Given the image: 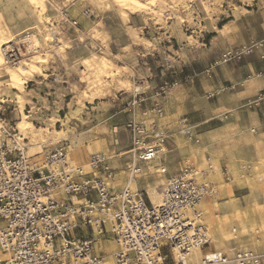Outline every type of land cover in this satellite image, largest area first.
Instances as JSON below:
<instances>
[{"label":"rangeland","instance_id":"obj_1","mask_svg":"<svg viewBox=\"0 0 264 264\" xmlns=\"http://www.w3.org/2000/svg\"><path fill=\"white\" fill-rule=\"evenodd\" d=\"M137 1L0 0V137L8 140L1 131L9 129L28 156L65 147L71 165L85 166L92 155L127 151V124L145 121L143 112L158 101L165 115L153 119L157 125L169 136L181 127L180 154L166 151L164 164L172 173L188 166L204 172L199 182L215 190L202 206L212 244L195 252V260L215 251H264V129L251 131L258 122L264 128V115L243 107L251 93L264 91L258 90L264 70L247 74L249 82L236 91L224 75L228 67H248L249 56L222 61L228 50L264 39V0ZM64 12L79 22L77 29ZM7 47L16 50L20 64L5 63ZM22 68L32 73L20 91L9 75ZM137 92L145 101L133 110ZM127 161L123 155L112 160L116 190L126 183ZM157 164L143 165L135 183L153 205L161 203L166 183ZM97 251L104 264H112V242H101Z\"/></svg>","mask_w":264,"mask_h":264},{"label":"built area","instance_id":"obj_2","mask_svg":"<svg viewBox=\"0 0 264 264\" xmlns=\"http://www.w3.org/2000/svg\"><path fill=\"white\" fill-rule=\"evenodd\" d=\"M91 15L84 12V17ZM62 17L78 28L68 12ZM254 54L264 61V39L228 50L222 61L229 64ZM20 62L16 50L7 47L5 63ZM259 77L264 78V71ZM139 96L134 95L133 110L145 101ZM243 107L264 115V92ZM142 115L147 124L131 120L126 126L131 137L127 151L92 155L85 166L71 165L65 147L28 156L21 139L2 126L1 135L8 140L0 137V264H104L103 252L97 251L103 241L116 247L112 264H264V251L252 249L204 253L195 260L196 251L212 244L202 206L215 190L199 182L205 173L194 167L169 174L162 164L168 135L153 120L163 117L165 109L156 101ZM187 130L193 140L194 128ZM122 155L128 159L127 178L123 189L116 190L112 160ZM154 162L158 174L168 175L158 205L149 204L135 186L142 166Z\"/></svg>","mask_w":264,"mask_h":264},{"label":"crops","instance_id":"obj_3","mask_svg":"<svg viewBox=\"0 0 264 264\" xmlns=\"http://www.w3.org/2000/svg\"><path fill=\"white\" fill-rule=\"evenodd\" d=\"M253 57H255V59L253 58ZM253 57H251V56H249V57H247L246 59H244L245 61V64L247 63L248 64V67H243L241 70H235V68H232V67H228V71L226 72V74L224 75L225 76V81L224 82H226L227 84V86H229V85H235L234 86V89L236 90H240V88H239V86L240 85H242V84H244V82L246 81L245 80V77H246V75L247 74H250V73H255V72H259V71H263L264 70V61H262V60H260V57H259V55H257V54H255V55H253ZM215 79V77H212V76H210V81H213ZM246 82H249V80H247ZM260 88L258 89V90H264V83H260ZM236 90V91H237ZM227 91H230L229 89H227ZM264 92V91H263ZM258 91H254L253 93H251V95L250 96H254V97H252V98H250V99H253V98H255L256 96H258L260 93H262V92H260V93H258ZM257 94V95H256ZM238 96H242V95H240V93L239 94H237ZM247 96V95H246ZM249 96V95H248ZM249 100V99H248ZM254 113H256L257 115H258V113H260L261 114V112H257V111H253ZM189 126V125H188ZM251 126H255V128H253L252 130H256V132L258 133V132H260V131H263L262 129H264L263 127H262V122H258V123H254V124H251ZM168 128H170V127H168ZM167 128V129H168ZM174 128V130H175V126L173 127ZM180 129H181V127L180 128H178V129H176L175 130V132H174V134H172L171 136H169L168 135V133H167V135H168V140H167V142H166V147H165V152L166 151H168V153H169V156H171V157H175V156H177L178 157V155L180 154V150H179V148H178V146H177V140H176V138L178 137V136H180V133L181 132H179L180 131ZM251 130V131H252ZM258 135V134H257ZM262 135H264V133L262 132ZM165 157V153L163 154V161L165 162L166 161V159L164 158ZM164 162L162 163L164 166H166L165 164H164ZM167 167V166H166ZM167 169H168V167H167ZM175 170V169H174ZM168 172H169V174L171 175V174H173L171 171H169L168 170ZM174 173H176V172H174ZM168 178V175L166 176V179ZM209 200V199H208ZM207 200V201H208Z\"/></svg>","mask_w":264,"mask_h":264},{"label":"bare ground","instance_id":"obj_4","mask_svg":"<svg viewBox=\"0 0 264 264\" xmlns=\"http://www.w3.org/2000/svg\"><path fill=\"white\" fill-rule=\"evenodd\" d=\"M132 1H137V0H116V2L117 3H120V4H125V5H127V4H129V3H131ZM138 2V1H137ZM42 4V3H41ZM134 4V3H133ZM135 4H137V3H135ZM43 6H44V4H43ZM45 8V7H44ZM25 44V43H24ZM1 47V46H0ZM0 52H1V50H0ZM1 56H3L2 54L0 55V62H2L3 60V58L1 57ZM43 58V57H42ZM46 60V59H45ZM88 60V59H87ZM86 60V61H87ZM5 61V60H4ZM36 61V60H35ZM35 61L31 64V66H32V69H34L36 66H38V65H36V63L37 64H40V63H42L44 60H38L37 59V62L35 63ZM85 61V60H84ZM89 61V60H88ZM103 62H105V61H103ZM29 65V64H28ZM97 66H99V63H98V65ZM106 66V65H105ZM109 66H110V64H109ZM104 67V66H103ZM86 68V67H85ZM100 68V67H99ZM10 69V68H9ZM20 69V68H19ZM107 69V68H106ZM38 70V69H37ZM89 70V69H88ZM87 72V71H86ZM32 73V71H29L27 68H22L21 69V71H20V73H17V72H14V71H11L10 72V81L13 83V85H14V87L16 88V89H18V90H20V91H23V89H24V80H23V78L25 77V76H27V75H29V74H31ZM111 74V73H110ZM87 76H89V75H87ZM107 77V76H106ZM26 79V78H25ZM92 81V80H91ZM107 85H108V83H107ZM27 119L26 118H24L23 119V121L20 123V125L22 126V131H24V130H26L24 127H25V125H27V121H26ZM150 190H152V189H150ZM155 192H156V190H155ZM153 195V194H152ZM156 195V194H155ZM160 196V195H159ZM157 197H158V195H157ZM161 198V197H160ZM152 202L154 203V204H158L159 202H160V199L158 200L157 198H153V200H152ZM197 252H200V251H196V253ZM196 255H198V254H196Z\"/></svg>","mask_w":264,"mask_h":264}]
</instances>
